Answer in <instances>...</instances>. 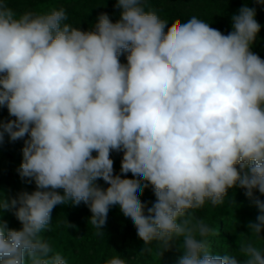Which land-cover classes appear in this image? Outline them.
I'll return each mask as SVG.
<instances>
[{
  "label": "clouds",
  "instance_id": "obj_1",
  "mask_svg": "<svg viewBox=\"0 0 264 264\" xmlns=\"http://www.w3.org/2000/svg\"><path fill=\"white\" fill-rule=\"evenodd\" d=\"M115 6V22L101 13L93 29L81 30L64 7L18 13L0 0V109L14 118L0 120V146L5 136L24 141L17 172L35 184L15 196L0 190V264H67L46 234L53 209L69 203L89 208L101 236L118 207L142 241L137 264H162L176 238L175 264H264L256 9L245 2L224 34L197 16L169 24L146 0ZM113 152L122 153L119 174ZM149 186L154 200L142 201ZM233 188L244 189L260 214L237 249L219 255L212 242L219 232L200 213L224 204ZM103 264L130 261L116 252Z\"/></svg>",
  "mask_w": 264,
  "mask_h": 264
},
{
  "label": "trees",
  "instance_id": "obj_2",
  "mask_svg": "<svg viewBox=\"0 0 264 264\" xmlns=\"http://www.w3.org/2000/svg\"><path fill=\"white\" fill-rule=\"evenodd\" d=\"M7 2L18 13L27 10L43 13L52 8L64 7L69 17L67 22L81 30L93 29L101 13H107L113 22L119 19L120 13V9L115 6L116 0H7ZM245 2L256 9V19L261 25V31L252 50L264 59V5L256 4L254 0H146L147 7L155 10L169 24L177 18L186 21L191 16H197L224 34L232 30L231 15ZM120 61L126 63L125 55L120 56ZM9 119L14 118L8 115L7 109H0V120ZM23 143V140L10 142L5 136L4 144L0 146V190L8 196L35 189L34 182L22 180L17 172L22 161ZM111 158L114 161V172L119 174L122 153L113 152ZM128 177L131 178V173ZM97 183L106 187L102 180ZM60 191L62 193V190ZM256 195L260 196L259 193ZM141 199L154 200L151 186L144 189ZM260 199L264 200V196H260ZM259 214L253 201L245 195V190L240 188L230 189L224 204L216 207L206 206L200 215L219 232V236L212 238L214 253L225 255L236 250L239 234L247 233V223L254 221ZM91 215L84 203L58 205L53 209L52 230L46 235L55 249L63 254L67 264H103L105 259L116 252L125 255L130 264H137L134 250L139 249L142 241L137 237L131 220L125 218L118 207L110 208L103 228L105 233L101 236L96 234L97 230L90 223ZM3 219L11 228L21 227L11 212H5ZM69 224L75 227H69ZM180 243V238L174 239L171 251L163 255L162 264H175L176 257L181 254L178 250ZM145 260L151 261V257H146ZM140 264L144 262L141 261Z\"/></svg>",
  "mask_w": 264,
  "mask_h": 264
}]
</instances>
